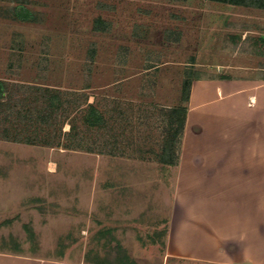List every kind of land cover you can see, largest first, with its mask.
Returning a JSON list of instances; mask_svg holds the SVG:
<instances>
[{
  "label": "rangeland",
  "instance_id": "374dc122",
  "mask_svg": "<svg viewBox=\"0 0 264 264\" xmlns=\"http://www.w3.org/2000/svg\"><path fill=\"white\" fill-rule=\"evenodd\" d=\"M229 34L264 36V0H0V250L215 264L167 257L173 108L187 77L264 68Z\"/></svg>",
  "mask_w": 264,
  "mask_h": 264
},
{
  "label": "crops",
  "instance_id": "0c3cea01",
  "mask_svg": "<svg viewBox=\"0 0 264 264\" xmlns=\"http://www.w3.org/2000/svg\"><path fill=\"white\" fill-rule=\"evenodd\" d=\"M240 67L192 80L167 257L264 264V68ZM0 264L95 263L0 250Z\"/></svg>",
  "mask_w": 264,
  "mask_h": 264
},
{
  "label": "trees",
  "instance_id": "16d2710c",
  "mask_svg": "<svg viewBox=\"0 0 264 264\" xmlns=\"http://www.w3.org/2000/svg\"><path fill=\"white\" fill-rule=\"evenodd\" d=\"M224 1H229L233 4H244L247 0H224ZM21 12L27 13L29 15L32 14V11H30L27 8L26 9L23 8V11H21ZM227 39H229L233 42L234 48H236L240 44L239 47H237L240 51L252 52L253 49L257 48L261 54L264 53V36L263 35H261V36L247 35L244 39H242L241 36H239L237 34H229V35H227ZM246 44L249 47H246ZM192 80L193 79L191 77L186 78V80L184 81V85L186 87V90H185V94H183V96H182V103L180 104V106H178V107L176 106L173 108L174 113H180L179 127L177 128L176 134H181L183 131V127H184V123H185V119H186V115H187L186 103L189 100ZM6 88H7L6 81L3 80L2 78H0V101L2 100V98L4 97V95L6 93V90H7ZM51 102H52L53 106H60L61 105L60 99L57 96L52 97ZM93 104L94 103H91V107H94ZM90 122L92 124H98L99 117H95V119L93 121H90Z\"/></svg>",
  "mask_w": 264,
  "mask_h": 264
},
{
  "label": "bare ground",
  "instance_id": "6f19581e",
  "mask_svg": "<svg viewBox=\"0 0 264 264\" xmlns=\"http://www.w3.org/2000/svg\"><path fill=\"white\" fill-rule=\"evenodd\" d=\"M255 100H254V98H252V102H254Z\"/></svg>",
  "mask_w": 264,
  "mask_h": 264
}]
</instances>
